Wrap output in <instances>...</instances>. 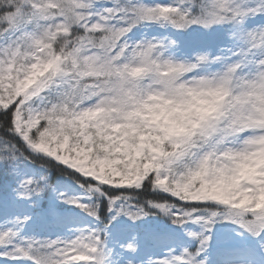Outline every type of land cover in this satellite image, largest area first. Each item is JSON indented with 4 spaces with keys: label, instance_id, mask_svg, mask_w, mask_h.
Masks as SVG:
<instances>
[{
    "label": "snow or ice",
    "instance_id": "snow-or-ice-1",
    "mask_svg": "<svg viewBox=\"0 0 264 264\" xmlns=\"http://www.w3.org/2000/svg\"><path fill=\"white\" fill-rule=\"evenodd\" d=\"M261 144L264 0H0V264H264Z\"/></svg>",
    "mask_w": 264,
    "mask_h": 264
},
{
    "label": "clouds",
    "instance_id": "clouds-1",
    "mask_svg": "<svg viewBox=\"0 0 264 264\" xmlns=\"http://www.w3.org/2000/svg\"><path fill=\"white\" fill-rule=\"evenodd\" d=\"M192 104L201 111H207L211 108L212 100L211 98H209L207 102L193 100ZM256 148L257 150L253 151L250 155L237 157V159L239 160L237 167L240 171H244L251 165L264 160V144L257 145Z\"/></svg>",
    "mask_w": 264,
    "mask_h": 264
},
{
    "label": "trees",
    "instance_id": "trees-1",
    "mask_svg": "<svg viewBox=\"0 0 264 264\" xmlns=\"http://www.w3.org/2000/svg\"><path fill=\"white\" fill-rule=\"evenodd\" d=\"M61 175V171L57 167L52 168V179L55 180L58 176ZM164 223H168V221H163ZM161 223V220L159 218H151L145 222L147 225L155 226L157 224Z\"/></svg>",
    "mask_w": 264,
    "mask_h": 264
},
{
    "label": "rangeland",
    "instance_id": "rangeland-1",
    "mask_svg": "<svg viewBox=\"0 0 264 264\" xmlns=\"http://www.w3.org/2000/svg\"><path fill=\"white\" fill-rule=\"evenodd\" d=\"M158 115H159V118H160L161 120H164V119H165V115H166V114H158ZM168 120L171 121V117H168ZM261 167H262V165L260 164V162H257V163H255V164H253V168H254L256 171H259ZM65 183L68 184L69 186L72 185V181H70V180H65Z\"/></svg>",
    "mask_w": 264,
    "mask_h": 264
}]
</instances>
